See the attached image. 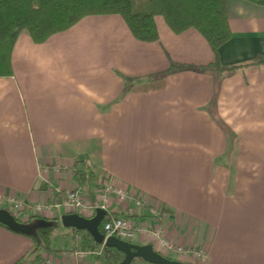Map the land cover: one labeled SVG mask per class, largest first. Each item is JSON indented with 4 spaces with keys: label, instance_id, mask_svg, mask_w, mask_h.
<instances>
[{
    "label": "crops",
    "instance_id": "0c3cea01",
    "mask_svg": "<svg viewBox=\"0 0 264 264\" xmlns=\"http://www.w3.org/2000/svg\"><path fill=\"white\" fill-rule=\"evenodd\" d=\"M226 15L220 64L264 59V5L228 0ZM156 23L154 42L134 38L116 14L85 16L42 43L18 36L13 75L0 77V208L16 200L49 205L41 218L73 212L65 193L90 202L75 175L88 165L95 204L104 192L111 212L202 253L175 260L264 264V63L197 69L213 61L200 33ZM173 63L191 68L169 71ZM131 242L158 250L146 233ZM70 244L20 261L32 239L0 226V264H105Z\"/></svg>",
    "mask_w": 264,
    "mask_h": 264
},
{
    "label": "trees",
    "instance_id": "16d2710c",
    "mask_svg": "<svg viewBox=\"0 0 264 264\" xmlns=\"http://www.w3.org/2000/svg\"><path fill=\"white\" fill-rule=\"evenodd\" d=\"M228 0H0V77L13 75L12 51L18 36L26 33L35 43L46 41L51 35L62 32L89 15H119L126 23L134 38L141 42H154L159 38L156 18L161 17L174 33H181L193 28L208 43L213 61L207 66L197 69L210 71H226L245 68L264 63V59H257L247 64H237L224 67L219 61V49L232 35L226 15ZM264 5V0H246ZM191 68L186 65L171 64L169 71ZM195 68V67H192ZM76 179L80 185L87 187V194L91 202H95L93 194L94 172L88 165L85 171L75 170ZM80 192L79 189H75ZM58 193H55V198ZM37 217L30 216L28 220ZM18 219V218H17ZM56 219V218H55ZM21 221V219H18ZM104 220L99 229L103 230ZM0 226L9 229L0 223ZM56 227L39 229V236L43 241L40 250L62 251L66 246L59 245L52 233ZM77 236L70 237L71 246L83 250H98L100 254H90L93 259L105 264H119L124 259V253L115 247H108L97 243L86 230L72 229ZM35 244L34 238L30 237ZM67 247V246H66ZM38 254H36V259ZM138 258L132 259L135 264ZM142 264H149L138 259ZM20 261H25L23 257Z\"/></svg>",
    "mask_w": 264,
    "mask_h": 264
},
{
    "label": "water",
    "instance_id": "95a60500",
    "mask_svg": "<svg viewBox=\"0 0 264 264\" xmlns=\"http://www.w3.org/2000/svg\"><path fill=\"white\" fill-rule=\"evenodd\" d=\"M105 214L106 211L104 209L97 207L94 214L89 217L76 212H69L60 215L56 219L34 217L28 221H20L8 209L0 208V223L14 232L34 238L35 244L25 256L26 260L34 259L43 246V241L39 236V229L57 227L61 224L66 228L86 230L97 243L115 247L123 252L124 259L119 264H130L134 258L142 259L149 264H190L164 256L156 251L150 243L139 244L114 235L105 236L99 229Z\"/></svg>",
    "mask_w": 264,
    "mask_h": 264
},
{
    "label": "built area",
    "instance_id": "2783aa9c",
    "mask_svg": "<svg viewBox=\"0 0 264 264\" xmlns=\"http://www.w3.org/2000/svg\"><path fill=\"white\" fill-rule=\"evenodd\" d=\"M105 188H110V186H107ZM109 190V189H108ZM116 193L118 195L119 199H123L126 198L127 196L124 194V192L122 190H116ZM100 200L99 203H101V205L87 202V200H85L83 198V196L80 194V192H76L75 190L73 191H69L65 193V199H64V203L65 205H69L71 208V211L79 213L83 216H85V214L87 212H91L94 214L95 209L97 207H101L102 209H104L106 211V214L104 216V224H103V230L105 232V236H111L114 235L118 238L124 239V240H129L132 241L133 238L135 237V235L137 234V232L140 233H146L147 237L156 245V247L158 248V252H160L161 254H163L164 256L168 257L171 254H186V253H192L195 256H200L202 255V253L200 252H191L189 250H186L185 248H183L182 246L179 245H174L170 242H168L162 235L160 227H147V228H143V227H136L132 221L125 216H118L115 213L111 212L108 208H107V200H106V196L104 194V192H101L100 196H99ZM13 200V204L14 206L19 207V209L23 208V205L21 204V202ZM141 201L140 199L136 200V205L140 206L141 205ZM10 208V205H9ZM8 208V210H10ZM36 212H38V210H41L42 207L41 206H37L36 208ZM43 209L45 210H51V207L49 205H46L45 207H43ZM94 211V212H93ZM92 214V215H93ZM157 215H159V212H156ZM90 215V216H92ZM89 217V216H86ZM102 252V247H100L98 250H87V253H97L100 254Z\"/></svg>",
    "mask_w": 264,
    "mask_h": 264
},
{
    "label": "rangeland",
    "instance_id": "374dc122",
    "mask_svg": "<svg viewBox=\"0 0 264 264\" xmlns=\"http://www.w3.org/2000/svg\"><path fill=\"white\" fill-rule=\"evenodd\" d=\"M60 44V43H59ZM13 52V51H12ZM16 201V200H15ZM17 202V201H16ZM15 202V203H16ZM94 203V202H92ZM9 205H10V212L18 219H21V221H27V219H29V217L31 215H34L36 213V209H31V208H27V209H31V210H27L26 207L23 206V208L19 209V207L16 208V206H14L13 204V201L9 202ZM7 209V208H6ZM43 209V208H42ZM35 216V215H34ZM38 217V216H37ZM70 228H66V227H63L62 225H59L57 226L55 229H54V234H55V238L57 240V242H60L62 243L63 241H66V242H63L65 243L66 245H69L71 242L69 241L70 239H68V236L64 235L62 232L64 230H68ZM72 237L75 238V241L77 242V236L72 233ZM74 247V246H73ZM194 256V254H192ZM171 256V257H170ZM169 258L171 259H177V256L176 255H170ZM173 257V258H172ZM138 260V259H137ZM136 263V261H135Z\"/></svg>",
    "mask_w": 264,
    "mask_h": 264
}]
</instances>
